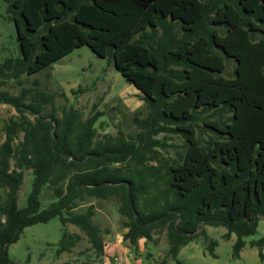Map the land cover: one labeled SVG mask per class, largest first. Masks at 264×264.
<instances>
[{
    "label": "trees",
    "instance_id": "1",
    "mask_svg": "<svg viewBox=\"0 0 264 264\" xmlns=\"http://www.w3.org/2000/svg\"><path fill=\"white\" fill-rule=\"evenodd\" d=\"M9 10L21 56L0 63V76L4 69L14 77L33 74L88 45L141 90L150 113L141 121L146 131L139 133L140 143L123 133L95 142L100 112L76 132L74 107L62 118L44 116L41 104L25 103L27 90L20 95L0 92V101L36 116L34 122L12 120L0 147V191L7 189L4 219L0 216V264H17L9 247L26 227L55 217L64 226L79 227L103 254L95 206L80 208L91 198L117 193L127 218L124 239L132 244L167 226L173 257L199 236L216 255L218 242L203 225L224 226L225 238L237 235L233 251L239 257L244 238L257 233L264 217V0H10ZM226 57L236 61L233 77L223 75ZM44 94L38 92L35 100L46 102L50 96ZM211 110L232 115L204 119L213 135L203 144L199 120ZM21 129L24 137L15 147ZM161 132L181 134L188 143L185 155L165 168L143 166L145 152L158 142L153 136ZM132 161L140 173L154 176L147 181L145 174L137 178L125 171L122 165ZM27 170L32 188L22 207ZM160 180L165 188H158ZM48 186L54 198L42 208ZM153 188L156 193L149 199ZM68 237L63 231L60 251L71 248L63 243ZM79 238L74 233V244ZM251 244L264 258V237Z\"/></svg>",
    "mask_w": 264,
    "mask_h": 264
},
{
    "label": "rangeland",
    "instance_id": "2",
    "mask_svg": "<svg viewBox=\"0 0 264 264\" xmlns=\"http://www.w3.org/2000/svg\"><path fill=\"white\" fill-rule=\"evenodd\" d=\"M9 8L10 0H0V63L7 58L21 56L16 24ZM219 29L221 33L225 32L224 28ZM225 60L226 69L223 75L233 77L236 61L227 57ZM4 73L5 75L0 76V92L20 95L27 90L25 103L41 104V114L44 116L54 113L62 118L70 107H74L79 116L76 132L82 129L88 118L100 112L95 125V142L104 140L106 135L115 139L123 133L126 139H134L140 143L138 135L141 131H146L141 121L149 116L150 108L143 99L141 90L128 82L113 62L98 56L88 45L76 48L69 55L33 74L25 72L19 77H14L11 69H4ZM38 92H44V95L50 97L46 102H37L35 99ZM230 115L231 112L221 110L202 112L198 128L201 142L206 144L213 135L212 131L204 126V119L224 120ZM24 119L34 122L36 116L31 111L20 112L16 106L0 101V147L6 139L7 125L12 120L22 122ZM23 137L24 132L21 129L15 137V147L19 146ZM153 137L158 142L145 152L143 166L159 164L165 168L182 160L188 143L181 134L161 132ZM13 166L12 159L11 169ZM122 166L125 171L133 172L137 178L145 174L148 181L154 176L148 170L140 173L141 170L135 168L134 161ZM31 174V171H26L25 182L20 189L19 201L22 207L27 204V197L32 188ZM65 183L66 181L62 182L63 185ZM165 187V181L160 180L158 188ZM43 192L42 208H48L54 198L53 190L48 186ZM155 193L156 189L153 188L146 197L150 199ZM0 195V216L4 219L1 207L7 197V189L2 188ZM89 204L95 206L94 222L102 230L105 244L103 254L97 252L89 236L79 227L73 224L64 226L60 218L55 217L47 223L26 227L19 240L10 245V258L17 264H264L260 248L251 244L253 240L264 237V217L259 218L257 233L244 238L246 244L239 257L235 256L233 251L236 233H232L230 238H225L226 227L211 225L203 227L210 239L218 242L214 251L216 255L209 252L204 237L199 236L183 245L177 256L173 257L169 252L167 226H159L153 230L151 239L140 238L136 244L124 239L128 230L124 227L127 218L121 212L122 200L118 193L105 199L91 198L83 203L84 207L80 209L85 210ZM143 207L141 205L140 208ZM63 231L71 234V237L63 242L71 248L60 251ZM74 233L80 235L75 244ZM262 252L264 253V247Z\"/></svg>",
    "mask_w": 264,
    "mask_h": 264
},
{
    "label": "crops",
    "instance_id": "3",
    "mask_svg": "<svg viewBox=\"0 0 264 264\" xmlns=\"http://www.w3.org/2000/svg\"><path fill=\"white\" fill-rule=\"evenodd\" d=\"M105 246V245H104Z\"/></svg>",
    "mask_w": 264,
    "mask_h": 264
}]
</instances>
